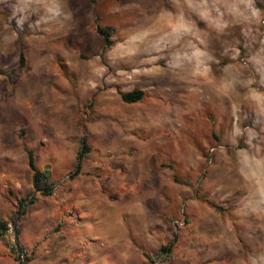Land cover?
<instances>
[{
	"label": "rangeland",
	"instance_id": "rangeland-1",
	"mask_svg": "<svg viewBox=\"0 0 264 264\" xmlns=\"http://www.w3.org/2000/svg\"><path fill=\"white\" fill-rule=\"evenodd\" d=\"M35 1L0 0V222L28 259L43 199L118 180L183 209V264H264V0Z\"/></svg>",
	"mask_w": 264,
	"mask_h": 264
},
{
	"label": "crops",
	"instance_id": "crops-1",
	"mask_svg": "<svg viewBox=\"0 0 264 264\" xmlns=\"http://www.w3.org/2000/svg\"><path fill=\"white\" fill-rule=\"evenodd\" d=\"M126 182L79 181L70 191L43 199L36 233L31 227L36 237L32 244L25 241L33 253L28 264H148L147 256L162 246L169 248L164 264H183V245H175L183 240V231L173 239L167 198H141ZM126 188L132 190L124 192ZM69 211L78 219L69 218ZM3 259L13 261L0 246Z\"/></svg>",
	"mask_w": 264,
	"mask_h": 264
},
{
	"label": "trees",
	"instance_id": "trees-1",
	"mask_svg": "<svg viewBox=\"0 0 264 264\" xmlns=\"http://www.w3.org/2000/svg\"><path fill=\"white\" fill-rule=\"evenodd\" d=\"M99 33L103 34L104 31H102L101 29L98 30ZM105 42H106V46H108L110 44V41L107 37H105ZM25 58H24V54L21 51L19 54V67L22 68L23 64H24ZM120 98L122 100V102L126 103V104H133V103H137L140 102L143 97H144V91L141 89H134L132 91L129 92H120L119 93ZM90 152V148L88 147L87 143H86V139L84 137H82L81 139V149L79 151V153L77 154V166L74 170V172L70 175V177H73L75 175H77L80 171V167H81V161L83 158L86 157V155ZM26 155H27V161H28V167L32 173V187L35 193H41L43 196H47L50 194L51 192V185L48 183L47 180V175L46 173H42L41 171L38 170V168L35 165V161H34V157H33V153L30 150H26ZM176 181V178H175ZM33 201H31L32 203ZM213 208H217L215 205L210 204ZM19 210H18V215L20 217L25 215V210L22 204V201L19 202ZM0 230H6V224L4 222H0ZM165 249H169L166 246H162L160 248V250H165ZM148 259H150L147 256ZM30 259H27V262H29Z\"/></svg>",
	"mask_w": 264,
	"mask_h": 264
},
{
	"label": "built area",
	"instance_id": "built-area-1",
	"mask_svg": "<svg viewBox=\"0 0 264 264\" xmlns=\"http://www.w3.org/2000/svg\"><path fill=\"white\" fill-rule=\"evenodd\" d=\"M73 220L78 219V215L73 211H70L67 215ZM185 216L183 209L181 210V218L174 219L171 221L172 237L173 239L178 235L179 231L185 226ZM6 231L10 235V244L8 246V251L13 256V261L15 264H27L28 255L26 250L18 244L15 239L14 229L10 224L6 225ZM169 257V249L159 250L155 255L151 256L148 264H164Z\"/></svg>",
	"mask_w": 264,
	"mask_h": 264
},
{
	"label": "bare ground",
	"instance_id": "bare-ground-1",
	"mask_svg": "<svg viewBox=\"0 0 264 264\" xmlns=\"http://www.w3.org/2000/svg\"><path fill=\"white\" fill-rule=\"evenodd\" d=\"M34 3H37L40 5V8L39 9L37 8L40 11V13H44L47 15V13H49V9H48L49 6L56 4L57 0H36ZM168 26H169L170 30H173V31L176 30L178 32L179 31L184 32V26H181L178 23H175V22L170 23Z\"/></svg>",
	"mask_w": 264,
	"mask_h": 264
}]
</instances>
